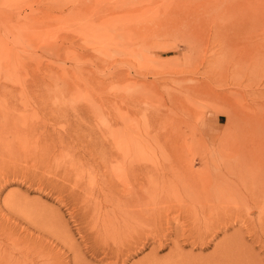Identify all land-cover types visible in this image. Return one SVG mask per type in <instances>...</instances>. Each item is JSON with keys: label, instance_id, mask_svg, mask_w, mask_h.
<instances>
[{"label": "rangeland", "instance_id": "rangeland-1", "mask_svg": "<svg viewBox=\"0 0 264 264\" xmlns=\"http://www.w3.org/2000/svg\"><path fill=\"white\" fill-rule=\"evenodd\" d=\"M199 1L0 0V264H264V77Z\"/></svg>", "mask_w": 264, "mask_h": 264}, {"label": "bare ground", "instance_id": "bare-ground-1", "mask_svg": "<svg viewBox=\"0 0 264 264\" xmlns=\"http://www.w3.org/2000/svg\"><path fill=\"white\" fill-rule=\"evenodd\" d=\"M191 4L193 5L190 6L188 4L189 6H185L183 10H185L188 13L192 10L193 11L198 10V12L200 11L202 13L203 11L206 12L208 10L215 11L214 13H212V14H216L217 16L215 22L216 31H214L215 35L218 36V38L223 39V36L226 35V34L225 35L222 34L221 36V33H223L222 32L223 27L227 26L229 27L228 30L230 29L228 32H229V37H231V39L230 42L227 43L228 44L227 46L230 49V54L234 65L238 68L240 67V63H243L245 67L247 66L249 69L251 68L252 72L255 75L260 73L262 75L260 76L262 77L261 78L262 80L264 77V0H200L198 3L191 2ZM249 10H254V11L256 10L257 14L259 12L260 16L258 17L257 14L249 15L248 13H245L246 11ZM223 22H225L224 25ZM249 27L252 28L250 31L252 35L250 36L248 35L249 34L248 33L247 34L248 36H246L245 35L246 32L244 33V31L247 30ZM216 41L217 40L215 39V42ZM168 143L164 142L165 145H168ZM133 203L135 205L136 202L134 201Z\"/></svg>", "mask_w": 264, "mask_h": 264}]
</instances>
